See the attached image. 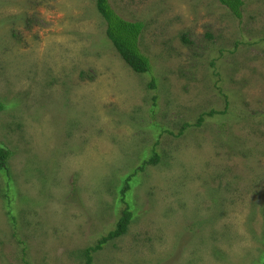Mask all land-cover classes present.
Listing matches in <instances>:
<instances>
[{
  "label": "rangeland",
  "instance_id": "rangeland-1",
  "mask_svg": "<svg viewBox=\"0 0 264 264\" xmlns=\"http://www.w3.org/2000/svg\"><path fill=\"white\" fill-rule=\"evenodd\" d=\"M109 1L151 73L96 0H0V264H82L125 209L94 264L263 263L264 0Z\"/></svg>",
  "mask_w": 264,
  "mask_h": 264
},
{
  "label": "trees",
  "instance_id": "trees-1",
  "mask_svg": "<svg viewBox=\"0 0 264 264\" xmlns=\"http://www.w3.org/2000/svg\"><path fill=\"white\" fill-rule=\"evenodd\" d=\"M219 2L226 6L235 16H242V7L244 0H219ZM96 6L100 14L106 23V35L112 42L121 58L126 64L131 67L137 73H151L152 61L148 54H146L141 48L142 34L145 28V24L141 20H129L118 14L111 6L109 0H96ZM151 86H155L154 80L149 83ZM4 104L0 101V111L3 110ZM215 111L208 113L213 115ZM204 120V116L201 115L197 124H201ZM190 126L185 123L182 127L183 130ZM11 150L6 146L0 145V172H4L8 169V162L11 157ZM158 155L155 153L152 158L145 161L144 166L147 164H156L158 161ZM140 168H143L141 166ZM132 175H128L126 178V185L122 188V192L125 193L130 187V181ZM132 212L129 209H125L123 215L120 217L115 229L109 231L108 234L101 237L98 242L93 245L80 250L84 262L82 264H94L93 253L99 250L105 243L111 239H115L127 233L129 225L132 220ZM261 264H264L261 263Z\"/></svg>",
  "mask_w": 264,
  "mask_h": 264
}]
</instances>
